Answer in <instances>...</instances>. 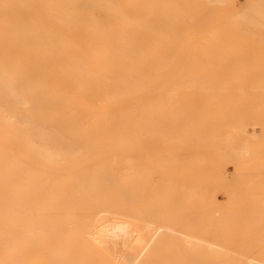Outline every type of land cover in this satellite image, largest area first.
I'll list each match as a JSON object with an SVG mask.
<instances>
[{
  "label": "bare ground",
  "instance_id": "6f19581e",
  "mask_svg": "<svg viewBox=\"0 0 264 264\" xmlns=\"http://www.w3.org/2000/svg\"><path fill=\"white\" fill-rule=\"evenodd\" d=\"M259 3H260V1H259ZM263 3L264 2H262V4L261 3L260 4L262 6H264ZM257 5H258V3H257ZM0 11H3L5 13V14H0V264H146V263L151 264V262L149 261L150 259L152 261L154 259H156L157 262H158V260L162 261L164 258H166L165 255L170 256V257L167 256V259L169 257V259L167 260V264L170 261V259L172 260L173 264L174 263L177 264L179 261L177 262L176 257H181V260L186 259L187 261H189V259L190 260L193 259V262H195V261L197 262V260H199L200 257L198 256L199 258L197 259V257H196L197 253L193 254L194 248H191L192 249L191 251H188L190 249L186 248V251L190 252L191 254L186 252V253H188V254H185L187 257L186 258L184 257L183 259H182V257L184 255L175 256L174 253L171 254L172 252H168V250H170L171 248H169L167 246L171 242H169V240L167 238L168 236H166V235L171 234V233H172L171 235H174V234L177 235V233H179V232H174L172 230V227H175V225L170 226V227L168 224L166 227L162 225L163 226V228H162V227L157 226L158 224H160V223H158L155 226L157 228L152 229L153 227L151 225L155 224V223H153L154 221H152V222L147 221L146 218H144L141 215V213H138V212L137 213L139 214V216L138 215L135 216L136 214L132 215V212L135 211V210H132V209H134V208H132V206L129 209H123V207H124L123 205H122V207H120V206L108 207V208L105 207L111 199H112V201L117 199V201H115V202L119 203L120 201H124V199H127V198H124L122 200V197H120L117 193H115V194H117L118 196L117 195L116 196L111 195L112 198H110V197L108 198V196H106V195L109 194L110 190H108L107 186H105L107 189H104V186L102 187V185L106 184L104 182L108 181L107 184L109 183V184L113 185L112 184V182H113L119 188V186H121L119 183H126L127 184L129 182H134V180L136 178H140L141 175L142 176L144 175L142 177L143 179L140 178L141 179L140 183H142V184H138V185H140L139 187H135L134 189L131 190L132 193H134L133 196H135V197H133L132 194H130L131 192L128 193L133 198L138 199L137 197H140V196H137V195L140 193V191H142L139 188H141V187L143 188V183L145 182L144 177H146L145 175L148 176V173L146 174V172H148L149 170L146 169L145 167L142 168L141 166H143V165L140 166V164H141L140 161H137V162H140L139 165H138V163L136 164L134 162L135 161L133 158V155H134L133 153H135L134 149L136 148V149H139V151H140L142 149V145H143L142 140L147 139L149 136H150L149 137L150 139L151 138H153V139L157 138L158 139V137L161 138V136L163 137V135H164V136H168L170 138V140H173V141L174 140L177 141L181 138L180 144L182 145L184 143L182 141V139L184 140V137L181 136V134H182L180 132L181 128H179V127H182V125L183 126L192 125L191 122L194 121V118H192V121H190V124H188L187 121L185 120L186 125L181 123L182 124L181 126H179L180 121L179 122L177 121L178 119L182 118L181 115H184L182 113L180 115L181 117L179 118V116H177V115L180 114L181 112H185V114H186V112H189L191 109H192L191 110L192 112L196 111V109L194 110V108H192L190 106H185L187 104L189 105V103L182 102L181 100L179 101L177 92L182 90V91H180L181 93H179L180 94L179 97L182 96V94H183L182 92H184L182 89V86L185 87V85H188L189 88L188 89L184 88V90H186L185 92L189 91V94H191L190 91L192 93L197 92V93H195L194 96H195V98L196 97L201 98L200 102L198 103L199 105L197 103H190V105L191 104H192V106L194 105L193 107L198 105L197 107H199V108L204 107V104H202V103H205V105H207V103H208L209 106L214 105L215 104L214 102H216L215 100L218 101L217 105L219 103L220 104L223 103V100L219 101L220 98L214 99L215 95L217 96V94H215L214 96H212V95L214 94V92L218 93V91H221V92L224 91L225 92V91L230 90V88L229 89L228 88H226V89H224V88H218V89L208 88V89H206L207 87L206 88H198V87L197 88H191L192 86H194L196 84H200V85L202 84V86H203L206 84L210 85L209 83H211V84L215 83V82H210V81H202V80L197 81L196 79L194 81V80H189V79L187 80V78H183L182 80L178 79L177 81H175V80L173 81L172 79L169 81L164 80L163 78L159 79L160 74H161V76H162V74H165V71H164L165 68L168 66L171 67L173 65V63L172 64L169 63V65H168V63L166 64V62H171V61H166V57H164V54H166L165 51H167L168 53H170V52H169V50H166L165 48H163V46H164L163 44H165V42H169V40L172 42H176V41L178 42L179 39H187V41H188V39L215 40L216 38L217 39H219V38L224 39V38H230L231 37V38L240 39L243 36L244 37H246V36L250 37L251 36L250 32H249L250 34L247 33L248 35L245 36L240 32L241 31L240 29L242 28L243 25L245 26V24H246L245 28H247V29L251 28L249 30H253L252 27H254V30H255V28L259 26V25L258 26L256 25L257 20L256 19H255L256 21L254 20L255 14H251L252 17H254V18H251L249 16H243V14H241V13H239V14L236 13L234 15V13H233V11H235L234 0H0ZM6 11L9 13H11V11H30V12L32 11V14L28 13V14L24 15L23 14L24 12L21 14H9V13L6 14ZM34 11L35 12L36 11H45L46 12L47 11L50 14H42L44 12H40L41 14H33ZM54 11H59L61 13L55 14ZM63 11H74V12L75 11H77V12L83 11V13L82 14H76V13H71V12L62 13ZM89 11H93L95 13H90ZM256 11H257V14L255 16H257V19L259 17L264 18L263 10H262V12L260 10H256ZM84 12H86V13H84ZM227 12H232V13H227ZM253 12H255V10H253L251 13H253ZM51 13H54V14H51ZM37 17H44V18L49 17L51 20L56 19L53 21L59 20L61 23L63 31L65 28V31H67L71 34L72 31L70 28H72V30L74 29L75 34L79 33L78 31L83 32L84 33L83 35L87 39V43H88L87 48H88V51L90 52V53H88L90 55H88V57H87V58L90 57L89 65L87 67H90V68H87L84 66V65H86L85 63L88 62L86 60L84 62V65L83 64L82 65L84 66V68L89 69V70H84V71H87V72L91 71V72H88V74L86 72V75H85L83 73L84 71L81 72V70L78 69L81 67V66L79 67L78 64H77L78 65L77 72L80 71L82 73L81 77L83 75L85 77L93 76L92 79H95V81H96L95 87H96L97 94H98L99 106L97 108V111L93 110V111H96V114H94L95 117L90 116L91 118H93V117L94 118H93V120H91L88 123L87 130L86 129H85L86 131L84 130L86 132V134L84 135V136H86V138L84 137L86 140L89 141V138L94 137V135L96 136L97 147L100 149V152L98 154H96L97 155L96 159L94 161H91L93 164L92 165L93 167L89 168V169L92 168L93 172H91V173H89L87 171L88 169L84 170L83 168H81V169H79V168H74V169L61 168V166L66 165V164H70L72 162V158L74 159V157L76 155L75 151L77 149H79V148H77L78 146H76L77 149L72 151L74 149L73 147L75 145L79 144V142L76 141L77 144L75 143V145H73V140L71 141L72 146H73L72 147L73 149L71 150V152L75 153L74 157H72L73 153H71L70 151L69 152L65 151V148H64V150L61 148L59 150L58 147H59L60 143L58 145L56 143H54L57 146V148L55 145L50 143L52 140L57 139L56 137H57L58 133H60L59 129H56V125L52 124L53 127H55V128H52V130H51L48 126H46V123L38 122L35 118L32 117L33 114H36L33 112H37L36 110H34L35 108L32 109L33 108L32 107L31 111L29 110V108H28V110L21 108V107L27 106L25 99L22 95V93H24L23 91H25V90L22 91L23 87H24V89H26L27 87L25 88V86L22 85V84H24L23 83L24 81H21L22 83H19L20 82V78H19L20 76H18V74L20 75V73H19L20 71L25 72V74H26V71H23L24 69H26V67H24L25 65H23V68L21 67L22 70L19 69L20 71L18 70V73H17L16 68H15V65L17 67L16 63L17 62L22 63V61H19V60L24 59L26 57L29 58L31 55L34 56V54H40L41 56H42V54H44V55L49 54V52H51V51L49 50V52H48L47 45H50L53 42L54 48H55V44L57 42H59L56 45V48H58L57 47V46H59L58 44H60V42L63 40L62 37L61 38L56 37L58 39L53 40L55 38V36H54L55 32L58 31L56 28H55L56 29L55 32H53L50 29L52 32L48 33V32H46L47 31L46 30V31H44V32H46V34H43V33H41L43 30L41 28H39L40 25H37L38 29L42 30V31L38 32L39 30L37 29V32H35L36 31L35 29L37 27V26H35L36 23L34 24L33 23L34 21L32 22L30 20H28V21L31 22L30 24H32L34 28L33 27L30 28L31 26L28 25V22L25 23L26 24L25 26H22L21 24H23V22L21 21V24L19 23L20 27L22 26L21 28L19 27L21 30L16 27V26H19L18 23H15V25L17 24L15 27L9 26V28L6 29L8 27V25H7L8 20L7 19L22 18V20L23 19L34 20L36 18V20H37ZM250 18L253 19L255 22L250 20ZM261 18L258 21L262 22L264 20V19L262 20ZM46 20L48 21V19H46ZM244 21H246V22L243 23ZM15 22H18V21H15ZM252 22H253V24H252ZM259 24H260V26H259L260 28L262 26H264L263 25L264 23L263 24L259 23ZM26 26H27V28H26ZM44 26H46V25H44ZM50 26H53V24ZM56 26H58V25H56ZM56 26H54V27H56ZM61 26H59V27H61ZM23 27H24V30L22 29ZM59 27H58V29H59ZM259 27H258V29L259 30L262 29L261 31L264 33L263 28L260 29ZM258 29H256V30H258ZM32 32H33V34H31ZM81 32H80V34H81ZM38 33H40L41 35ZM52 33H54V34H52ZM74 33H73V35H74ZM260 33L261 32L258 31V35L264 37V34L262 35ZM49 34L51 36H49ZM28 35H29V37H28ZM32 35H35L33 39L31 38ZM42 35L43 36L47 35L46 38H48V39H46L45 37H41ZM58 35H59V37L61 36L60 34H58ZM52 36H54V38H52ZM65 36H69V35H65ZM79 38L80 37H78V39ZM66 39L67 38H64V40H66ZM67 41H70V40H66V42L64 41L65 46L68 44H73L72 40L69 43ZM73 41L75 42V40H73ZM29 42L31 43L29 45H33L34 47L36 45H42V44L44 45L46 43H48V44H46V46H43V48L41 46L39 49H42V50H40V51L37 49V47L33 48V50H35V51H32V49L30 47V49L28 48L30 51H32V52H30L29 50L28 51L25 50L26 47H29L27 44ZM66 43H68V44H66ZM61 44H60V46H61ZM25 45H26V47H25ZM52 45L53 44L50 45L49 49L50 48L52 49V47H51ZM20 47H22V48H20ZM59 49L61 51L60 47L58 48V50ZM65 49L66 48H64V50ZM75 49H73V50H75ZM176 49L180 50V45L177 46ZM84 50H86V49H84ZM25 51H27L29 53H25ZM60 51L55 50V53L60 52ZM71 51H70V53H71ZM34 52H36V53H34ZM81 52H84V51H81ZM86 52H84V53H86ZM77 53L79 54L80 52H77V50H76V54ZM81 54L82 53H80V55ZM176 54H177V51L175 52L174 56H176ZM61 55H62V53H61ZM63 55L65 56L66 54H64V52H63ZM49 56H51V55H49ZM82 56H85V54ZM167 56H168L167 60H169L170 55L168 54ZM18 57H22V58H18ZM42 57L47 58L45 56H42ZM51 57H49V58H51ZM59 57L61 59H63L61 56H59ZM70 57H72V56H70ZM77 57H79V55L76 56V59H78ZM43 58H42V61H45V60H43ZM83 59H85V58H83ZM26 60H27V58H26ZM26 60H24L23 63L24 64L25 63L30 64V63H28V60L27 61ZM48 60H52V59H48ZM70 60H71V58H70ZM80 60L81 59H78V62ZM31 61H32V59L30 60V62ZM64 61H65V59H64ZM67 61H69V60L67 59L66 62ZM45 62H47V60ZM49 62H51V61H49ZM56 62H58V61L57 60L54 61L53 65L56 64ZM73 62H75V60ZM38 63L43 64L40 62H38ZM70 63L72 64V62H70ZM76 63H75V65H76ZM47 64H48V62L44 65L48 66ZM65 64H67V63H65ZM21 65H19V66H21ZM35 65L37 66L38 64H35ZM44 65L43 66L39 65L40 67L39 66H37V67H39V68L43 67V69L44 68L47 69L48 67L46 68V66L44 67ZM49 65L52 66V64H49ZM166 65H168V66H166ZM30 66H33V63H32V65L30 64L27 66L29 70L31 69ZM56 66H58V65L56 64ZM70 66H72V65L67 64L68 68ZM33 68L34 67H32L31 70H33ZM52 68L53 67H51V69ZM64 68H65V66H64ZM38 69L34 70L35 73L37 71H39ZM43 69L41 68L42 71H45ZM73 69H75V67L72 68V71H73ZM93 69L95 70V72ZM49 70H50V68H49ZM49 70L47 69L48 72H49ZM70 70H71V67H70ZM42 71H41V73H42ZM64 71H66V69L63 70V72ZM170 71H172V70H170ZM27 72H28V70H27ZM31 73H32V71L29 72V74H31ZM41 73L37 72L36 76L41 74ZM81 73H79V75ZM186 73H188V72H186ZM195 73L196 72H194V74ZM200 73L202 75V72H199V73L197 72L196 74L200 75ZM25 74H23V76H25ZM46 74H47V72H46ZM54 74L55 73H53L52 76ZM151 74L156 75V77L155 78L150 77ZM157 74H159V77H157ZM184 74L185 73H183V74L181 73V76ZM188 74H190V73H188ZM188 74H186V75H188ZM192 74L193 73H191V75ZM75 75H70V77L72 76V81H74L73 79H76V77L77 78L80 77L79 75H76V76ZM94 75L96 76V78L94 77ZM21 76H22V74H21ZM66 76H69V75H66ZM46 77H47V75H46ZM65 77H63V79H65ZM25 78L26 77H24L22 79H25ZM153 78L156 80H152ZM80 79L81 78H79V80ZM84 80H86V79H84ZM28 81H31V79H29ZM35 81H38L37 78ZM39 81L41 82L42 80H39ZM43 81H45V80H43ZM69 81H71V80H69ZM26 82H27V80H26ZM32 82L33 81H31V83ZM90 82H94V81L91 80ZM31 83H27L25 85H31ZM34 83L35 82L32 83L33 86L34 85L36 86L37 84H34ZM221 83H224V85L226 84V82H221ZM221 83L219 82V84H221ZM19 84H20V86H19ZM82 84L83 83H81L80 85H82ZM165 84L170 85V87H171V88L169 87V89H167L169 91L168 92L169 95L171 92L173 93V94L171 93L172 95L175 96L174 93H176V95H177L176 97L178 99L177 98H175V99H177L178 101L177 100L174 101L175 99L173 100L171 98L172 95H170L171 96L170 100H171V102H173L172 105L175 102H177L176 105L177 104L179 105V106H176V108H175L178 111H176L170 105H169L170 107L168 106L167 108L170 109L172 107V109H170V110H172L174 114L176 112H178V114L177 113L175 114L177 116V117H175V119L173 117L174 114L173 115L169 114L173 117V120L171 117H170L171 118V120H170V118L167 115V113H169L168 112L169 110L164 111L165 115H163V113L161 112V115H163L162 116L163 118L167 116L169 118V120H167V121H169L171 123L173 121L174 124L172 126L176 127L177 130H179L177 133H176V131H177L176 128H171L172 126L169 122L168 123L164 122L165 119L162 121L163 118L160 117V115L158 118L157 115L159 113L157 114L154 110V108L156 107L154 104H157L154 101L161 98V97L163 98V102L169 103V104L171 103L170 101H168V102L164 101V98L168 99L169 97H166L165 94H164V96H163V94H161V92L165 93L164 92L166 90V89H164ZM40 85L41 86L44 85V87H46V90L48 89L47 86H45V83L40 84ZM47 85L49 86V84H47ZM88 85H90V83ZM88 85H86V86H88ZM37 86H39V85H37ZM51 86H52V84H51ZM51 86H49V90H50ZM92 86H94V84ZM179 86H181V88ZM20 87H22V89H20ZM39 87H37V88H39ZM150 87H153L154 93L152 94V96L149 94L140 93V92L149 91ZM199 87H201V86H199ZM79 88H80L79 91H81L82 87L80 86ZM40 89H41V87H40ZM51 89H54V88H51ZM83 89H85V88H83ZM35 90H37V89H35ZM255 90H257V91L259 90L261 92V90H263V89L260 88V89H255ZM42 91L43 90H41L40 93ZM59 91L60 90H58L57 93ZM76 91H78V90H76ZM208 91L209 92L214 91V92L211 94ZM48 92L49 91H47V94H46L47 96L48 95L51 96V94H53V92L51 94H49ZM50 92H51V90H50ZM61 92H62V90H61ZM125 92H127V93H125ZM128 92H130V93H128ZM200 92L202 94H200ZM203 92L205 94H206V92L208 93V94H206V95H208V96H206L208 101L206 98H205L206 100L204 98H202L203 96L205 97V94L203 95ZM263 92H264V90H263ZM25 93H27V90ZM31 93L30 94L27 93V94L29 96H31ZM34 93H35V91H34ZM57 93H55L54 95L51 96V98H53V100H55V101H57V99H58ZM186 94L187 93H185V95ZM189 94H187V95H189ZM196 94H199L198 95L199 97ZM46 95L43 96V94H42V96L40 98L41 99L46 98L47 97ZM61 95H64V94L60 93L59 96H61ZM185 95H183V97L187 98V96H185ZM201 95H203V96H201ZM38 96H39V94H38ZM174 96H173V98H174ZM209 96L210 97L212 96L213 98H209ZM63 97L64 96H62V99H63ZM221 97L223 98V96H221ZM34 98L35 97H32L31 99H33L34 101L39 100V99L35 100ZM49 98H47V99H49ZM149 98L152 99L151 101H149V103L146 101H142L143 99H149ZM47 99L46 100L43 99V100L47 103ZM209 99L210 100L213 99V100H211V102H213V103H211ZM183 100H185V99H183ZM187 100H189V98ZM34 101L33 102L30 101V103H34ZM49 101L50 100H48V103H49ZM63 101H65V100H63ZM63 101H61L60 103L62 104ZM161 101H162V99H161ZM201 101H205V102H201ZM40 102H42V100L37 102L38 106L37 105L35 106L38 110L37 115H35L36 118H37L38 114L45 113L46 108H47L46 105H45V107L43 106V104H42L43 102L42 103H40ZM58 102H59V100H58ZM58 102H55V106H56V103H58ZM180 102L183 103L182 105L185 104L183 106V108H181L182 110L187 109V107H189V110L188 111H186V110L185 111H182V110L179 111L178 107H182L180 105ZM230 102L231 101L228 100V103H226L225 106L227 104H229ZM51 103H53V102H50L49 105ZM39 104H42V105L39 106ZM164 105L166 106L168 104H164ZM164 105H163V107H164ZM223 105H224V103H223ZM157 106H158V104H157ZM173 106H175V105H173ZM40 107L45 108L44 111L41 113H39ZM218 107H216V105H215L214 107L211 106L209 109H211V108L215 109L216 108L218 111L215 109L214 112H217L218 116H219L220 107L219 108ZM18 108H20V109H18ZM69 108H71V107H69ZM199 108H198V110H199ZM226 108H223V109H226ZM50 109H51V107H50ZM156 109H159V107ZM203 109H202L201 113H204V116H205L206 112L203 111ZM41 110H43V108H41ZM64 110H66V109H64ZM47 111H49V110H47ZM47 111L45 113L46 115H44L46 117H48L47 113H49ZM55 111L53 113H55ZM70 111L68 109L69 114L71 113V117H73V118H75V117L77 118L78 115H79V117L81 115L88 117L85 114L80 115V112L82 113L81 110L75 111V113H77V112L79 113L77 116L75 115V117L72 116V111L74 114V110H70ZM162 111H163V108H162ZM206 111H212V110H206ZM61 112H62V110H61ZM223 112H225V111L223 110ZM27 113H30V114L28 115ZM31 113H33V114L31 115ZM221 113H220V116H221ZM225 113H222V114L225 115ZM19 114H21L22 117L21 116L18 117ZM50 114L52 115L51 112H50ZM66 114H64V115L66 116ZM191 114H193V113H191ZM56 115L63 116L60 114H56ZM89 115H90V112H89ZM194 115H197L196 117H198V114H196V112ZM28 116H30V117H28ZM55 116L53 114V116H51V118L54 119ZM67 116L69 117V115H67ZM67 116H66L65 121L68 120ZM200 116H201V119H203L201 114H200ZM211 116H212V113H211ZM215 116H217V114H215ZM185 117L187 118V116H185ZM206 117H209V116L206 115L204 118H206ZM222 117H224V116L222 115ZM231 117H233V116H231ZM51 118H49V119H51ZM73 118H71V119L74 120ZM82 118L84 120V117H82ZM168 118H166V119H168ZM71 119H70V121H71ZM77 119L79 120V118H77ZM201 119L199 117V121ZM217 119L218 118H215L213 120L215 121ZM47 120H45V121H47ZM55 120L57 122L58 120L62 121L63 119L61 120V117L60 118L56 117ZM158 120H159V122L162 121V124H159ZM174 120H176L179 123L178 124L179 127H177L176 121L174 122ZM195 120H197V118ZM208 120L209 119H207V122H208ZM224 120H226L225 117H224ZM229 120H231V119H229ZM39 121H42V120L39 119ZM211 121H212V117H211ZM237 121H234V122L237 123ZM81 122L83 123V121H81ZM197 122H198V120H197ZM61 123H63V122H61ZM66 123L64 124V126L66 125ZM71 123H72V121H71ZM165 123H167L169 126L165 125ZM198 123H200V122H198ZM201 123H204V122H201ZM37 124L40 126H36ZM57 124H59V123H57ZM157 124H159L158 126H160V125H163V126H160V129H159ZM75 125H73V126H75ZM200 125H197V126L199 127ZM232 125H234V123ZM235 125H237V124H235ZM73 126L70 125V122H68V124L65 126V128L62 130V132L60 134L64 135V133H69L71 131L70 129L73 128ZM79 126H81V125H79ZM193 126H194V124H193ZM215 126H217L219 128V126H221V125L219 124V126H218V124H216ZM83 127H85V124L83 125ZM162 127H164V128H162ZM186 127H183V128H186ZM224 127L225 126L223 125V128ZM59 128L61 129L63 127H59ZM165 128H168L167 131L165 130ZM169 128L171 131L169 130ZM199 128H197V131L199 130ZM220 128H222V127H220ZM225 128H227V126ZM230 128H232V127H230ZM243 128L241 127L240 131L244 130ZM173 129L176 130L175 133H174ZM239 129L234 128V130H236V131H234V133L237 132ZM163 130H165L166 132H164ZM189 130H191L190 127H188V129H186V132H188ZM49 131H51V132H49ZM181 131L184 132V130H181ZM76 132H78V131H76ZM203 132H205V131H203ZM203 132H202V134L205 135ZM206 132H207V130H206ZM209 132H210V130H209ZM71 133H72V131H71ZM73 133L69 134V135H73ZM189 133H192V132L189 131ZM194 133H196V132H194ZM240 133L243 134L244 132H240ZM240 133H239V135H241ZM82 134H83V131H82ZM175 134H177V136L179 134L180 138H179V136L177 137ZM202 134L200 133L201 137L200 136L199 137L202 138V140H203ZM207 134L209 135V133H207ZM65 135H67V134H65ZM183 135H185V134H183ZM195 135L198 136L199 135L198 132ZM173 136H175V137L173 138ZM206 136H204V138H205L204 140L207 139ZM211 136H213V135H211ZM59 137H61L63 139L62 135H60ZM213 137H215V136H213ZM234 137H236V136H234ZM72 138H76V137H72ZM164 138L168 142L169 138L168 139H167V137H164ZM171 138H173V139H171ZM189 138H190V136H189ZM217 138H219V137H217ZM67 139H69V138L67 137ZM77 139H79V137ZM153 139H151V140H153ZM157 139H156V141H157ZM165 139L163 140V138H161V140H163L162 143H164V144L166 142ZM192 139H193V137H191V140ZM58 140L60 141V138ZM58 140H57V142H58ZM170 140H169V142H171ZM185 140H186V138H185ZM193 140H196V138H194ZM198 140H199V138H198ZM54 141H56V140H54ZM187 141H188V139H187ZM67 142H69V141L67 140ZM83 143L84 142H81V144H83ZM145 143H146V141H145ZM162 143H161V145H162ZM174 143H176V142H174ZM194 143L196 144V142H194ZM199 143L200 142H198V144ZM202 143L205 144L206 142H202ZM69 144H70V142H69ZM133 144L136 146H134ZM176 144H179V143L177 142ZM206 144H208V146H209L211 143L210 144L206 143ZM61 145H62V143H61ZM173 145H175V144H173ZM215 145H216V143H215ZM66 146H67V144H66ZM187 146H189V145L187 144ZM196 146H197V144H196ZM84 147H85V144H84ZM84 147H82L83 150H84ZM192 147L194 148V146H192ZM248 147H249V145H248ZM202 148H203V146H202ZM209 148H214V147L212 145V147H209ZM22 149L25 152V157L20 156V154H21L20 151L23 152ZM69 149H71V147H69ZM205 149L210 150L208 148H205ZM236 149L237 148H235V151H236ZM139 151L136 153H139ZM190 151L192 152V150H190ZM202 151H204V150H202ZM211 151L215 152V150H211ZM123 152L127 153V155L129 156V158L128 157H126V158L128 159V161H130V164H131L130 168L131 167L132 168H131V170H128L129 173L127 175L124 174L127 172V169H129V167L127 166L128 161L125 160L126 158H123L122 163H124V161H125V163L127 165L125 163H124V165L127 166V169H126V167L123 168V170H125V171H122L121 173H123L124 176H121L122 174L120 175L119 171H121L122 168H121V170L118 171V167L120 166L121 154ZM167 152H168V149L165 151V153L167 154ZM172 152H174V151L172 150ZM228 152H231V151H228ZM78 153L81 154L82 152L79 151ZM196 153L197 152H195V154ZM219 153H220V151H219ZM223 153H225V152H223ZM85 154H86V152H85ZM186 154H189V151L186 152ZM225 154H227V153H225ZM229 154H232V153H229ZM143 155L144 154H141V155L139 154L137 157H139V156L143 157ZM237 155H239V154H237ZM160 156H163V155H160ZM217 156H219V154H217ZM241 156H242V154H241ZM189 157H190V155H189ZM201 157H202V155H201ZM178 158H180V157H178ZM188 158H185V159L188 160ZM222 159H223V155H222ZM227 159L230 160V158H227ZM92 160H93V158H92ZM168 160H165V161H168ZM182 160H183V158H182ZM217 160H220V159H217ZM225 160H226V158H225ZM225 160H224V163H225ZM186 162H188V161H186ZM189 163L191 164L193 162L190 161ZM208 163H207V165H208ZM202 164L204 165V162H202ZM162 165H164V164H161L160 166H162ZM168 165H170V164L168 163ZM106 166H108V169L106 168ZM109 166L111 167V169H109L110 168ZM165 166H166V163H165ZM191 166H192V164H191ZM121 167H123V166H121ZM162 167H164V166H162ZM168 167L170 168V166H168ZM186 167H188V166L186 165ZM186 167H183V168H185V170H186V169H188ZM144 168L146 171L143 170ZM163 169H165V167ZM208 169H210V168H208ZM172 170H173V168H172ZM174 170H176V168ZM84 172H85V174H83ZM143 172L145 174H143ZM138 173H140V174H138ZM136 174L140 175V177L139 176L137 177ZM161 174H164L163 176L161 175L162 179L165 178L164 176H168V174L165 175L164 172H162ZM192 175H194V174H192ZM161 176H160V178H161ZM168 177H166L165 180H167ZM204 177L205 176H203V178ZM218 177H219V175H218ZM218 179L219 178H217V180ZM136 180H138V179H136ZM158 180H160V179H158ZM172 181L173 180H171V182ZM160 182H161V180H160ZM190 183H192V182H190ZM199 183H198V185L201 184V183L200 184ZM247 183H245V184H247ZM135 184H133L131 187H134ZM162 184H164V180L162 181ZM194 185H195V183H194ZM216 185H218V183ZM252 185H253V183H252ZM165 186L167 187V185H165ZM165 186H163V187H165ZM170 186L171 185H169V187ZM182 186H184V185H182ZM100 187H102L105 190L106 195H105V193H102V194L100 193V191L98 190ZM127 187L128 186H124V188H127ZM154 188L156 190L157 187H154ZM154 188H152V189H154ZM181 188H183V187H181ZM254 188H255V186H254ZM135 189H137L138 192H136ZM166 189H169V188H166ZM166 189L163 188L162 190H166ZM106 190L108 191V194H107ZM111 190L113 192L116 189L114 188V190H113V188H112ZM133 190H134V192H133ZM158 190L159 189H157L156 192ZM183 190L184 189H182V191ZM189 190H191V189H189ZM198 190H199V188H198ZM119 191L120 190H118V192ZM121 191H122V189H121ZM159 191L161 192V190H159ZM213 191H212V193H214ZM153 192H154V190L152 191V193ZM156 192H154V193H156ZM160 192L158 193L159 195L161 193H163V192H161V193ZM152 193H150V194H152ZM164 193H165V191H164ZM197 193H198V191H197ZM230 193H231V191H230ZM122 194H120V195H122ZM193 194H195V193H193ZM125 195H127V194H125ZM125 195H124V197H125ZM130 195H128V196H130ZM155 195H157V194H155ZM162 195L159 196V197H161V199L159 198V201L161 200L162 204H166L167 202H165L164 200H167L169 198H167V195H164V196H166V198H164V196H162ZM196 195H198V194H196ZM131 196L129 197V199L132 198ZM169 196L170 195H168V197ZM198 196H201V195H198ZM253 196L254 195H252V197ZM188 197L189 196L187 195V198ZM190 197L192 198V196H190ZM151 198L154 199L155 197H151ZM151 198H150V200H151ZM237 198L235 200H237ZM142 199H144V198H142ZM162 199H163L164 203H163ZM182 199H183V197H182ZM189 200H190V198H189ZM159 201L156 203V205H159L158 204V203H160ZM234 202H236V201H234ZM111 203L114 204L113 202H111ZM153 203H154V201H152L151 204H153ZM161 203H160V205H162ZM176 203H178V201ZM255 203H256V201H255ZM139 204H141V203L139 202ZM146 204L147 203H145V205ZM151 204L150 205L148 204L147 207L144 205L145 206L144 208H146V209L150 208L149 206L153 207V205H151ZM257 204L259 205V203H257ZM109 205H110V203L107 206H109ZM212 205H214V204H212ZM115 206H116V204H115ZM167 206L169 207L170 203ZM167 206H166V208H167ZM100 207H105L106 209L102 210ZM158 207H156V208H158ZM210 207H211V205H210ZM254 207L255 206L253 205L252 208H254ZM161 208H163V206ZM161 208H159L158 210L160 211ZM97 209H99V211ZM135 209H137V208H135ZM152 209H154V207ZM182 209H184V208H182ZM248 209H250V208H248ZM258 209H259V207L257 208V210ZM147 210H149V209H147ZM165 210H166V212L169 211V209H165ZM186 210H187V208H186ZM214 210H217V209H215V207H214ZM224 210H226V209H224ZM150 211H152V210H150ZM153 211H152V213H153ZM174 211H176V210H174ZM227 211H228V209H227ZM155 212H158V211H155ZM155 212L153 213L152 217L156 221L157 218L155 219V217H154ZM177 212L179 213V211H177ZM229 212H230V210H229ZM232 212H234V211H232ZM250 212H252V211H250ZM250 212H248V214ZM261 212H263V211H261ZM133 213H135V212H133ZM178 213L175 212L176 217H177ZM183 213H184V211H183ZM188 213H189V210H188ZM101 214H104V216ZM157 214H159V213H157ZM171 214H172V212H171ZM180 214L183 216L182 213H180ZM211 214H212V212H211ZM211 214L209 215V217L212 216ZM256 214H257V212H256ZM253 215H254V213H253ZM169 216H167V217H169ZM174 216L175 215L172 216L173 220L171 219L172 220V221L170 220L171 222L175 221L178 218L177 217L174 219ZM184 216H187V215H185V213H184ZM229 216H230V214H229ZM214 217H212V218H214ZM217 217H219V214ZM235 217H238V216H235ZM158 218H159V216H158ZM166 218L163 217L162 219H166ZM231 218L229 217L228 219L231 220ZM244 218H246V217H244ZM248 218L250 220L251 217H248ZM162 219H160V220H162ZM167 219L169 220V218H167ZM215 219H217V218H215ZM219 219H220V217H219ZM224 219L225 218H223L221 220H224ZM234 219L237 220V218H234ZM186 220L188 222V219H186ZM178 221L180 223L182 222V220H179V218H178ZM217 221H215V222H217ZM226 221H228V220L226 219ZM237 221L239 222V220H237ZM257 221H255V222H257ZM232 222L233 221H231V223ZM180 223H177V224H179V227H182L184 225V223L182 225H180ZM219 223L220 222H218V224ZM163 224H165V223H163ZM218 224H216V225H218ZM247 224H248V222H247ZM210 225H212V224H210ZM150 226L152 228H150ZM184 226H187V224ZM184 226L182 227V229H184ZM188 226L190 227V225H188ZM192 226H194V225L192 224ZM229 226H231V225H229ZM239 226H241V225H239ZM167 227H169L170 229ZM213 227H216V226L213 225ZM220 227H221V225H220ZM222 228H223V225H222ZM161 229H164V230L168 229L167 230L168 234L166 233L163 240L160 238L159 239L162 241H164V239H166L168 241L164 242L165 248H162L163 246H161V249L160 248L156 249L158 245L160 246L161 242H159V244L156 246V245H154L155 242L153 239H154L155 235H157L156 233L159 232ZM211 229H213V228H211ZM164 230H162V232ZM229 230H230V232H232L231 228ZM176 231H177V228H176ZM212 231H214V230H212ZM227 231H228V229H227ZM219 232H220V230H219ZM230 232H228V235H230L229 234ZM163 233L165 234V232H163ZM203 234H204V232H203ZM220 234L222 235V233H220ZM235 234L236 233H234V235ZM179 235H182V233L181 234L179 233ZM225 235H227V234H225ZM234 235H233V237H235ZM191 236L187 237L188 240L186 239V237L182 236L183 238H185L184 239L185 241L180 239L179 242L181 243L184 241L183 243H184V245H186V244L192 243L194 241L193 245L197 246L199 244V245H201V248H204L202 246H204V244H205L206 248H204V249H206V250L203 249L204 251H202V250L200 251V252H203L204 254H201L199 252H198V254L205 256L206 252H208L206 254V256H208V257L210 256L208 254H211L212 252L214 254L213 255L211 254V256L215 255V252H214L215 249L222 251L219 253L223 254V251L224 250L226 251V249H224V245H225L224 243L225 242L229 243V241L234 242V240L231 239V237H229L231 240L227 239L228 241H226V239H224L225 241L222 240V241H224V243L222 242L221 246L220 245L218 246L220 240L218 241V244H216V242H214V241L210 242L211 240H213L211 238V240H209V242L211 244H214V245L209 246L208 245L209 242L205 243L207 240L202 242V240H198V238L196 240V237H194V239H193L192 234H191ZM208 236L209 235H207V237ZM157 237H156V239H158ZM160 237H162V236H160ZM207 237H205V238L207 239ZM219 237H220V235H219ZM224 237H226V236H224ZM258 238H260V237H258ZM258 238H256V239H258ZM190 239H193V240H190ZM236 241H237V239H236ZM206 244H207V246H206ZM222 244H224V245H222ZM246 244H248V243H245V245ZM254 244H258V243H254ZM152 245H154L155 247H153ZM180 245H178L180 247V248H178V250H179L178 253H180V249L181 250L185 249V248H182V246H183L182 244H180ZM190 245L191 244H189L188 247H191ZM227 245L230 246L229 244H227ZM259 245H260V243H259ZM232 246H233V244H232ZM215 247H217V248H215ZM220 247L222 248V250L220 249ZM166 248L167 249L169 248V249L167 250ZM196 248H198V247H196ZM201 248H198L195 250L198 251ZM239 248H241V247H239ZM242 249L243 248L238 249V250L241 251ZM253 249H254L253 252H255V250L257 248H253ZM164 250H165V252L163 253ZM244 250H247V249L245 248ZM225 251H224V253H225ZM182 252H181V254H182ZM216 252H217L216 253L217 255H215V257H212V258L216 259L217 260L216 263H218V259H217L218 251H216ZM249 252H251V251H249ZM175 253H176V251H175ZM234 254L235 253H233V255ZM238 254H240V253L238 252ZM241 254H243V253H241ZM171 255H172V257H171ZM173 255L175 256L176 259L174 258ZM190 255H193V256L191 257ZM226 255H229V254L227 253ZM226 255H225V257H226ZM163 256H164V258H163ZM188 256H189V259H187ZM222 257H224V256H222ZM202 258H204V257H202ZM202 258L200 259L199 264L202 262ZM218 258H219V261L222 260L220 258V256ZM226 258H227V260L228 259L231 260V258H228V256ZM242 258H244V256ZM248 258H250V257L248 256ZM248 258H246L245 260L242 259V261L244 260L246 262L248 260ZM205 259H207V258H204V260ZM173 260L174 261L176 260L177 263L174 262ZM210 260H211V257L209 259H207L206 262L207 261L211 262ZM216 260H213V261H216ZM255 260H257V259H255ZM156 261H155V264H157ZM250 261L253 262V260H249V263H250ZM163 262H164V260H163ZM172 262H169V264ZM233 262H234V259H233ZM233 262H231V263L233 264ZM183 263H186V262L184 261ZM222 263H223V261H222ZM242 263L244 264V262H242ZM257 263L258 264H264V258L263 259L261 258L259 261L257 260ZM159 264H162V262H159ZM206 264H210V263H206ZM252 264H254V263H252Z\"/></svg>",
  "mask_w": 264,
  "mask_h": 264
},
{
  "label": "rangeland",
  "instance_id": "374dc122",
  "mask_svg": "<svg viewBox=\"0 0 264 264\" xmlns=\"http://www.w3.org/2000/svg\"><path fill=\"white\" fill-rule=\"evenodd\" d=\"M259 1H260V3L262 4V2H264V0H234V3H235V11H233V13H234V15L236 14V13H241V14H243V16H249V17H251V18H254V20L256 19L257 21L261 18V17H259L258 19H257V16H255L256 14H257V11L256 10H260L261 12H262V10H263V12H264V6H262L260 3H259ZM257 3H258V5H257ZM256 5V6H255ZM263 5H264V3H263ZM263 8V9H262ZM253 10H255V12H253V13H251ZM16 12V13H15ZM19 12V13H18ZM24 12V13H23ZM35 12V11H34ZM33 12V14H41L40 12H44V13H42V14H50V13H48L47 11L45 12V11H36L35 13ZM39 12V13H38ZM50 12V11H49ZM65 12H71V13H76V14H82L83 13V11H63L62 13H65ZM80 12V13H79ZM90 13H95V12H93V11H89ZM9 12H7L6 11V14H8ZM21 13H23L24 15L25 14H28V13H30V14H32V11L30 12V11H11V13H9V14H21ZM54 13L56 14H58V13H61V12H59V11H54ZM54 13H51V14H54ZM84 13H86V12H84ZM227 13H232V12H227ZM250 13V14H249ZM0 14H5L3 11H0ZM251 14H255L254 15V17H252V15ZM215 15V14H214ZM250 18V20H252V21H254L253 19H251ZM46 19H48V21L46 20ZM262 20L264 19V18H261ZM8 20V21H7ZM6 21H7V25H8V27L6 28V29H8L9 28V26L11 27H15L16 25H15V23H20L21 24V21L23 22V24H21L22 26H25L26 24L25 23H27L28 22V25L29 26H31L30 28H32L33 27V25L32 24H30L31 22L30 21H34L33 23L35 24V26H37V25H40L39 26V28H41L42 30H39L38 29V26L36 27V31L35 32H37V29L39 30L38 32H41V33H43V34H46V32H55L56 31V29L58 30L57 32H55V34L54 33H52V34H54V36H55V38H54V36H52V38H54L53 40H57L58 38H63V40L60 42V44H61V46H60V44H58L59 46H57L58 48L60 47L61 48V51H60V49L58 50V48H56V45H57V43H59V42H55L56 44H55V48H54V43L52 42L51 44H53L51 47H52V49L50 48L49 49V47H50V45H47V48H48V52H49V50L52 52H49V54H42V56H45V57H47V58H43L40 54H34V56L33 55H31L29 58L28 57H26L27 58V60H28V63H30L31 65H32V63H33V66H30V68L32 69V67H34L33 68V70H29L28 69V65H30V64H24L23 62H24V60H26V58H24V59H21V60H19V61H22V63H19V62H17L16 64H17V67H16V65H15V68H16V71H17V73H18V70L19 69H21V67L23 68V65H25L24 67H26V69H24L23 71H26V74H25V72H22V71H20L19 73H20V75L18 74V76H20L19 78H20V82L19 83H22L21 81H24L23 83L24 84H22L23 86H25V88L26 89H24V87H23V89H22V87H20V89H22V91L23 90H25V91H23L24 93H22V95H23V97H24V99H25V102H26V104H27V106H24V107H21V108H23V109H27L28 110V108H29V110L31 111L32 109H34V110H36L37 112H38V110H37V108L35 107L36 105L38 106V103L37 102H39L40 100H42V102L44 101L43 99H47V98H49V99H47V103L44 101L43 103L42 102H40V103H42L43 104V106L45 107V105H46V111L47 110H49V111H47V112H49V113H47L48 114V117H46V116H44V115H46L45 113H46V111H45V113H42V114H38V116H37V118L35 117V115H37V112H33V113H36V114H33V113H31V115H32V117L33 118H35L38 122H44V123H46V126H48L51 130H52V128H55V127H53V125H56V129H59V131H60V133L62 132V130L65 128V126L68 124V122H70V125H75V126H73V128H71L70 130L72 131V133H73V135H69V134H72L71 133V131L69 132V133H64V135L63 134H60V133H58V135H57V139H54V140H56V141H54V140H52L50 143L51 144H53V145H55L54 143H56L57 145L59 144V147H58V149L60 150V148L61 149H63L64 150V148H65V151H70L71 152V150L72 151H74V150H76L77 148H79V149H77L75 152H76V155H75V157H74V152H71V153H73V156L72 157H74V159L72 158V164L70 163V164H66V165H63V166H61V168H65V169H67V168H69V169H74V168H79V169H81V168H83L84 170H87L89 173H91V172H93L92 171V168L91 169H89L90 167H93L92 165V162L91 161H94L95 159H96V154H98L99 152H100V149L97 147V139H96V136L94 135V137H91V138H89V141L88 140H86L85 138H86V136H84L85 134H86V130H87V126H88V123L91 121V120H93V118L95 117V115L94 114H96V111H97V108H98V106H99V104H98V94H97V90H96V81H95V79H92L93 78V76H91V77H85L84 75V77L82 78L81 77V75H82V71H84V70H89V69H86V68H84V66L85 67H87L88 65H89V61H90V57L89 58H87L88 57V55H90V54H88V53H90L89 51H88V48H87V46H88V43H87V39L85 38V36L83 35L84 33L83 32H81V31H78L79 33H77V34H75L74 32V29L72 30V28H70L71 29V31L74 33V35H73V33L71 32V34L69 33V32H67V31H65V28H64V31H63V29H62V26H61V23H60V21L59 20H57V21H53V20H56V19H53V20H51L49 17H37V20H36V18L34 19V20H31V19H27V20H25V19H23L22 20V18H19V19H7ZM28 20H30V21H28ZM36 20V21H35ZM255 20V21H256ZM5 21V22H6ZM15 21H18V22H15ZM254 21V22H255ZM256 21V25L258 26H260V24L259 23H261V24H263L264 22V20L262 21V22H260V21H258L257 22ZM50 22V23H49ZM54 22V23H53ZM58 22V23H57ZM246 21H244L243 23H245ZM251 22V21H250ZM43 23V24H42ZM48 23V24H47ZM20 24H19V26H16L17 28H19L20 27ZM52 25L53 24V26H50V25ZM252 24H253V22H252ZM44 25H46V26H44ZM49 25V26H48ZM56 25H58V26H56ZM248 25V24H247ZM264 25V24H263ZM21 26V27H22ZM28 26V27H29ZM43 26V27H42ZM54 26H56V27H54ZM59 26H61V27H59ZM258 26V27H259ZM20 27V28H21ZM50 27V28H49ZM58 27H59V29H58ZM246 27V24H245V26L243 25L242 26V28L240 29L241 31V33L243 34V35H248L247 33H251V36L249 37V36H246V37H241L240 39H238V38H224V39H222V38H219V39H215V40H208V39H204V40H202V39H199V40H197V39H188V41H187V39H179L178 40V42L176 41V42H172V41H170L169 40V42H165V44H163L164 46H163V48H165L166 50H169V52L170 53H168L167 51H165L166 52V54H164V57H166V61H171V62H166V64L168 63V65H169V63L170 64H172L173 63V65L170 67V66H168V65H166V66H168V67H166L165 68V74H162V76H161V74H160V77H159V74H157V77H159V79H164V80H167V81H169V80H175V81H177L178 79L179 80H182L183 78H187V80L189 79V80H194L195 81V79L198 81V80H202V81H210V82H215V83H209L210 85H203L202 86V84L200 85V84H196V85H194V86H192L191 88H206V89H208V88H212V89H218V88H224V89H226V88H230V90L229 91H218V93L217 92H214V91H211V92H209V93H213L214 92V94L212 95V96H214L215 94H217V96L215 95V97H214V99H217V98H220L219 99V101H222L223 100V103H224V105H223V103H219L218 105H217V100H215L216 102H214L215 104L214 105H211V106H215L216 105V107H220V110H219V116H220V113L222 112V113H225V115L224 114H222L221 113V116L219 117L218 116V113L217 112H214V110L216 109H209L211 106H209L208 105V103H207V105H205V103H202V104H204V107H202V108H199V107H197L199 104V102H200V99L201 98H195V93H197V92H194V93H192L191 91H190V93L192 94H189V91H187V92H185L186 90H184V88L186 89H188L189 87H188V85H185V87L184 86H182V89H183V91L184 92H182L183 94H182V96H180L179 97V93H181L180 91H182V90H180L179 92H177V94H178V98H179V101L181 100L182 102H186V103H189V105L187 104V105H185V106H190V107H192V108H194V110L196 109V111H194V112H192L191 110L189 111V112H186V114H185V112H179L180 114H178V112H176V111H178V110H176L175 108H176V106H179L178 104L176 105V103L177 102H175L173 105H175V106H173L172 105V103L173 102H171V98L174 100L175 98H177L176 96V93H174L175 94V96L174 95H172L171 93H170V95H172V97L169 95V91L167 90V89H169V87H170V85H167V84H165L164 85V89H166L164 92L165 93H163V92H161V94H163V96H164V94H165V96L166 97H169L168 99H165L164 98V101H166V102H168V101H170L171 103L169 104V103H165V102H163V98L161 97V98H159V99H157V100H155L154 102H156L157 104H158V106H157V104H154L156 107L154 108V110H155V112L158 114L157 116H158V118H159V115H160V117H162L163 115H165V113H164V111L165 110H169L168 112L169 113H167V115H168V117L170 118H172V120H173V117H174V119H175V117H177V116H179V118L182 116V118H180V119H176L178 122L180 121V125L179 126H181L182 124H185L186 123V121H187V123L188 124H190V121H192V118H194V121L193 122H191L192 123V125H189V126H187L186 124V126H183L182 125V127H179L178 126V122L176 121V120H174V122L176 121V124H177V127H179V128H181L180 129V132L182 133H180L181 134V136H183L184 137V140H185V138H186V140L184 141L183 139H182V141L184 142H182L183 144L181 145L180 143H181V138H180V136H179V134H178V136H179V140H170V138L168 137V136H164L163 135V137L161 136V138H163V140L165 139L164 137H167V139L169 138V140L171 141V142H169V140H168V142H167V140L165 139V144L164 143H162V141L163 140H161V138H159L158 136V139H157V141H156V139H153V138H151V139H153V140H151L149 137L147 138V139H145V140H142V142H143V145H142V149L139 151V149H134V152L135 153H133L134 155H133V158H134V162L137 164L138 163V165H139V163L141 162V164H140V166L141 165H143V166H141L142 168L143 167H145L146 169H148L147 171L148 172H146V174L148 173V176L147 175H145L146 177H144L145 178V182L143 183V188L141 187V188H139V189H141L142 191H140V195L138 194L137 196H140V197H137L138 199H136V198H133V197H135V196H133V194L134 193H132V189H134L135 187H139L140 185H138V184H142V183H140L141 182V179L140 178H142L143 176L141 175V177H140V175H138V174H140V173H138V174H136V176L138 177H140V178H136V179H138V180H134V182H129V183H119L121 186H119V188L116 186V184L115 183H113L112 182V184L113 185H111V184H107V182L108 181H106V182H104V183H106V184H104V185H102V187L104 186V189H107L108 188V190H110L109 191V194H108V191H107V194L108 195H106V193H105V190L102 188V187H100L98 190L100 191V193L102 194V193H105V195L106 196H108V198L110 197V198H112V196L111 195H119L120 197H122V200L124 199V198H127V199H124V201H120L119 203H117V202H115V201H117V199H115V200H113L112 201V199L107 203V205L110 203V205L109 206H105V207H117V206H120V207H122V205L124 206L123 207V209H129L131 206H132V208H134V209H132V210H135V211H133V212H135V213H133L132 212V215H135V216H139V214L138 213H141V215L144 217V218H146V220L147 221H154L153 223H155V224H152L151 226L153 227H151L150 226V228H152V229H156L157 227H155L156 226V224H158V223H160V224H158L157 226H159V227H162L163 228V226H167V224L169 225V227L170 226H174L175 225V227L177 228V231H176V228L175 227H172V230L174 231V232H179L180 234L182 233V235H179V233H177V235H171V234H168V232H167V230H164V229H161L159 232H157L156 234L157 235H155V237H154V245H158L159 244V242H161L160 243V246L158 245L157 246V248L156 249H158V248H160L161 249V246H163L162 248H165L164 246V242H167L168 240H169V242H171V243H169V245L167 246V247H169V248H171L170 250H168L167 248V250H168V252H172L171 254H173L174 253V255L175 256H182V255H184L183 257H182V259L185 257H187L185 254H188V253H190V252H188V251H191L192 249L191 248H194L193 250V254L194 253H197L198 254V252L199 253H201V254H204L203 252H200L201 250L202 251H204V250H206V249H204V248H206L205 247V244H204V246H202V247H204V248H201V245H195L196 247H198V248H201L200 250H195V249H198V248H196L194 245H193V242L192 243H189V244H191L190 246L191 247H188V245L189 244H186V245H184V239L185 238H183V237H186V239H187V237L189 236H191V234L193 235V239H194V237H196V240H197V238H198V240H202V242L203 241H206L205 243H208L209 242V240H211V238L213 239V240H211L210 242H212V241H214V242H216V244H218V241H219V244H218V246L220 245L221 246V243L223 242L224 243V239H226V241H228L227 239H229V240H231V239H233L234 240V242L233 241H229V243H224V244H222V245H224V249H226V251H225V253L227 254H229V255H226L225 253H224V251H223V254H220L219 252H222V251H219V250H216L215 249V255H217L216 253V251H218V256H217V259H218V263H216L217 262V260L216 259H213L212 257H215V255L214 256H211V254L213 255L214 253L212 252L211 254H208V255H210L209 257L208 256H206V254L208 253V252H206V254H205V256H202L201 254H196V257H197V259L199 258V260H197V262L195 261V262H193V259L192 260H190L189 259V256H188V258L187 259H189V261H187L186 259H183V260H181V257H176L177 258V262H176V260L174 261V262H176L177 264H182L184 261L186 262V263H183V264H199V262H200V259L202 258V257H204V258H207V259H209L210 257H211V262H206V260L207 259H205L204 260V258H202V262L200 263V264H206V263H210V264H221L222 263V261H223V263L222 264H230L231 262H233V259H234V262H233V264H243L242 262H244V264H252V263H254V264H258L257 263V260L259 261L261 258L263 259L264 258V92H263V90H264V37H262V36H259L258 35V31H260L261 33L260 34H264L261 30V28H263V30H264V26H262L260 29L261 30H259L258 29V27H256L255 28V30H254V27H252V29L253 30H249V29H251V28H245ZM249 27V26H248ZM19 28V29H20ZM26 28H27V26H26ZM34 28V27H33ZM56 28V29H55ZM15 29V28H14ZM18 29V30H19ZM23 30H24V27L22 28ZM52 31H51V30ZM256 29H258V30H256ZM21 30V29H20ZM47 30V31H46ZM50 30V31H49ZM44 31H46V32H44ZM80 32H81V34H80ZM249 33V34H250ZM25 34V33H24ZM31 34H33V32L31 33ZM38 34H40V33H38ZM58 34H60L61 36L59 37V35ZM26 35V34H25ZM41 35V34H40ZM57 35V36H56ZM65 35H69V36H65ZM34 36L35 35H32L31 36V38L33 39L34 38ZM49 36H51L50 34H49ZM28 37H29V35H28ZM41 37H47V35H45V36H41ZM56 37H58V38H56ZM78 37H80L79 39H78ZM51 38V37H50ZM64 38H67L66 40H72V43L73 44H68L70 41H67L68 43H66V44H68V45H66L65 46V43H64V41L66 42V40H64ZM82 38V39H81ZM46 39H48V38H46ZM78 39V40H77ZM73 40H75V42L73 41ZM191 40V41H190ZM167 41V40H166ZM80 43V44H79ZM28 44V46L29 47H26V45H25V47H26V49L25 50H29L30 49V47H31V49H32V51H35V50H33V48H35V47H37V49L40 51V50H42V49H39L41 46H42V48H43V46H46V44H48V43H46V44H42V45H36L35 47L33 46V45H29V44H31L30 42L29 43H27ZM64 45V46H63ZM70 45V46H69ZM73 45V46H72ZM180 45V50H177L176 49V47L177 46H179ZM33 46V47H32ZM69 46V47H68ZM20 48H22V47H20ZM29 48V49H28ZM54 48V49H53ZM63 48V49H62ZM64 48H66L65 50H64ZM70 48V49H69ZM75 49V50H73V49ZM36 49V50H37ZM69 49V50H68ZM84 49H86V50H84ZM55 50H57V51H60V52H56L55 53ZM72 50V51H71ZM76 50H77V52H80V53H82L81 55H80V53L78 54H76ZM27 51H25V53H29V52H27ZM30 51V50H29ZM32 51H30V52H32ZM70 51H71V53H70ZM81 51H84V52H86V53H84V52H81ZM177 51V54H176V56H174L175 55V52ZM63 52H64V54H66L65 56L63 55ZM34 53H36V52H34ZM51 53V54H50ZM58 53V54H57ZM61 53H62V55H61ZM76 54V55H75ZM85 54V56H82V55H84ZM170 55L169 56V60H167L168 58V56L167 55ZM49 55H51V56H49ZM59 57V56H61L63 59H61L60 57V59L57 57V56ZM68 55V56H67ZM79 55V57H77L78 59H81L79 62H78V59H76V56H78ZM174 57H173V56ZM40 56V57H39ZM70 56H72V57H70ZM173 58H172V57ZM25 57V56H24ZM43 58V60H47V62H48V66H46V65H44V64H46L47 62H45V61H42V58ZM49 57H51V58H49ZM178 57V58H177ZM18 58H22V57H18ZM70 58H71V60H70ZM75 58V59H74ZM83 58H85V59H83ZM32 59V61L30 62V60ZM48 59H52V60H48ZM64 59H65V61H64ZM69 60L70 62H72V64L69 62V61H67L66 62V60ZM26 60V61H27ZM58 61V62H56V64L59 66H56V64H54L53 65V62L54 61ZM75 60V62H73ZM85 60L86 61H88V62H86L85 64L86 65H84V62H85ZM165 60V59H164ZM49 61H51V62H49ZM64 63H63V62ZM38 62H40V63H43V64H39ZM77 62V63H76ZM81 62V63H80ZM59 63V64H58ZM65 63H67L68 65H72V66H70L71 67V70H70V67L68 68L67 67V64H65ZM75 63H76V65L78 64L79 65V67L80 68H78V65L76 66L75 65ZM22 64V65H21ZM35 64H38L37 66H43L44 65V67L46 66V68L49 70V68H50V70H49V72L47 71V69H43V67H41L43 70H45V71H42L41 70V68H39V67H37ZM49 64H52V66L51 65H49ZM74 64V65H73ZM84 66H83V65ZM19 65H21V66H19ZM36 66V67H35ZM57 68H55V67ZM62 66V67H61ZM64 66H65V68H64ZM75 67V69H73V71H72V68H74ZM51 67H53L52 69H51ZM39 68V69H38ZM60 68V69H59ZM77 68L78 69H80L81 70V72L80 71H78L77 72ZM87 68H90V67H87ZM36 69H38L39 71H37L38 73H41V71H42V73L41 74H39V75H37L36 76V73H35V71L34 70H36ZM59 69V70H58ZM65 70L66 69V71H64L63 72V70ZM68 69V70H67ZM83 69V70H82ZM22 70V69H21ZM27 70H28V72H27ZM61 70V71H60ZM92 70V69H91ZM94 70V69H93ZM170 70H172V71H170ZM32 71V73L34 74H29V72H31ZM57 71V72H56ZM76 71V72H75ZM184 71V72H183ZM188 72V73H190V74H188V73H186V72ZM46 72H47V74H46ZM62 72V73H61ZM72 74H71V73ZM86 72L87 71H84L83 73L86 75ZM88 72H91V71H88ZM88 72H87V74H88ZM94 72H95V70H94ZM194 72H202V75H201V73H200V75H198V74H194ZM28 73V74H27ZM44 73V74H43ZM53 73H55L53 76H52V74ZM69 73V74H68ZM79 73H81L80 75H79ZM180 73V74H179ZM181 73L183 74V73H185L184 75H182L181 76ZM191 73H193L192 75H191ZM204 73V74H203ZM21 74H22V76H21ZM23 74H25V76H23ZM47 75V77H46V75ZM60 74V75H59ZM63 74V75H62ZM65 74V75H64ZM79 75L80 77H76V79H73L74 81H72V76L70 77V75ZM171 74V75H170ZM173 74V75H172ZM186 74H188V75H186ZM29 75V76H28ZM42 75V76H41ZM56 75V76H55ZM66 75H69V76H66ZM75 75V76H76ZM91 75V74H90ZM96 75V74H95ZM94 75V77L96 78V76ZM154 75V74H153ZM152 74H151V76L150 77H156V75H154L153 76ZM195 75V76H194ZM36 76V77H35ZM41 76V77H40ZM60 76V77H59ZM66 76V77H65ZM24 77H26L25 79H22V78H24ZM57 77V78H56ZM63 77H65V79H63ZM36 78H37V80L38 81H35L36 80ZM44 78V79H43ZM79 78H81L80 80H79ZM88 78V79H87ZM152 79V80H156V79ZM29 79H31V81H33V82H35L34 84H37V85H39L40 87H41V89H40V87L39 86H37V87H39V88H37L35 85L33 86V82L31 83V81H28ZM67 79V80H66ZM84 79H86V80H84ZM26 80H27V82H26ZM39 80H42L41 82L39 81ZM43 80H45V81H43ZM69 80H71V81H69ZM78 80V81H77ZM85 82H84V81ZM88 80V81H87ZM91 80H93L94 82H90ZM151 80V79H150ZM186 80V79H185ZM77 81V82H76ZM218 81V82H217ZM88 82V83H87ZM218 84H217V83ZM219 82L221 83V82H226V84L224 85V83H221V84H219ZM27 83H31V85H25V84H27ZM43 83H45V86H47V90H46V87H44V85L43 86H41L40 84H43ZM81 83H83L82 85H80ZM85 83V84H84ZM90 83V85H88ZM47 84H49V86H51V84H52V86H51V88H54V89H51L50 88V90H51V92H50V90H49V86L47 85ZM74 84V85H73ZM94 84V86H92ZM223 84V85H222ZM86 85H88V86H86ZM19 86H20V84H19ZM29 86V87H28ZM31 86V87H30ZM82 87L81 88V91H79L80 90V88L79 87ZM190 86V85H189ZM199 86H201V87H199ZM44 87V88H43ZM180 88H181V86H179ZM83 88H85V89H83ZM171 88V87H170ZM263 89V90H261V92L258 90H255V89ZM30 89V90H29ZM35 89H37V90H35ZM69 89V90H68ZM71 89V90H70ZM240 91H239V90ZM243 89V90H242ZM26 90H27V93L28 94H30L31 92V96H29L27 93H25L26 92ZM41 90H43L41 93H40V91ZM46 90V91H45ZM58 90H60L59 92L60 93H62V94H64V95H61V96H59V92L57 93V91ZM61 90H62V92H61ZM68 90V91H67ZM76 90H78V91H76ZM31 91V92H30ZM34 91H35V93H34ZM39 91V92H38ZM45 91V92H44ZM47 91H49L48 93L49 94H51L52 92H53V94H51V96L52 95H54L55 93H57V97H58V99H57V101H55V100H53V98H51V96L50 95H46L47 94ZM37 92V93H36ZM44 92V93H43ZM224 92V93H223ZM125 93H127V92H125ZM128 93H130V92H128ZM132 93V92H131ZM140 93H143V94H149V95H151L152 96V94L154 93L153 92V87H150V89H149V91H146V92H140ZM156 93V92H155ZM168 93V94H167ZM185 93H187V94H189V95H185ZM261 93V94H260ZM38 94H39V96H38ZM42 94H43V96L44 95H46L47 97L46 98H43V99H41L40 97L42 96ZM167 94V95H166ZM200 94H202L201 92H200ZM205 93L203 92V95H204ZM206 94H208L207 92H206ZM205 94V97L203 96V95H201V96H203L202 98H206V96H208V95H206ZM169 95V96H168ZM183 95H185V96H187V98H184L183 97ZM197 96L199 95V94H196ZM227 95V96H226ZM229 95V96H228ZM62 96H64L63 97V99H62ZM173 96H174V98H173ZM191 96V97H190ZM210 97L209 96V98H213V97ZM220 96V97H219ZM221 96H223V98L221 97ZM32 97H35L34 99L36 100V99H39L38 101H34L33 99H31ZM171 97V98H170ZM199 97V96H198ZM225 97V98H224ZM177 98V99H178ZM189 98V100H187ZM230 100L231 102L229 103V104H227L226 106H225V104L226 103H228V100ZM161 99H162V101H161ZM177 99H175L174 101H176ZM183 99H185V100H183ZM197 99V100H196ZM199 99V100H198ZM207 99V98H206ZM205 99V100H206ZM48 100H50L49 101V103L50 102H53V103H51L50 105H49V103H48ZM58 100H59V102H58ZM63 100H65V101H63ZM152 99L151 98H149V99H143L142 101H146V102H148L149 103V101H151ZM159 100V101H158ZM172 100V101H173ZM187 100V101H186ZM210 100V99H209ZM211 100H213V99H211ZM211 100H210V102H211ZM30 101L31 102H33L34 101V103H30ZM61 101H63L62 102V104L60 103ZM178 101V100H177ZM189 101V102H188ZM193 101V102H192ZM195 101V102H194ZM207 101H208V99H207ZM226 101V102H225ZM55 102H58V103H56V106H55ZM153 102V103H154ZM201 102H205V101H201ZM209 102V103H210ZM152 103V104H153ZM190 103H197L198 105L197 106H195V107H193L192 106V104L190 105ZM211 103H213V102H211ZM210 103V104H211ZM30 106H29V105ZM34 106H33V105ZM42 104H39V106H41ZM53 104V105H52ZM164 104H168V105H164ZM183 103H181L180 102V105L182 106V107H178V109H179V111H181L182 109L181 108H183V106L184 105H182ZM49 105V106H48ZM61 107H60V106ZM163 105H164V107H163ZM172 106L176 111V113L178 114L177 116L173 113V111L172 110H170V109H172V107L169 109V108H167L168 106ZM222 107H221V106ZM54 108H53V107ZM58 106V107H57ZM68 106V107H67ZM169 106V107H170ZM224 106V107H223ZM33 107V108H32ZM44 107H40V110H39V113H41V112H43L44 111ZM50 107H51V109H50ZM57 107V108H56ZM69 107H71V108H69ZM154 107V106H153ZM159 107V109H156V108H158ZM167 109H166V108ZM197 107V108H196ZM218 107V108H219ZM227 107V108H226ZM32 108V109H31ZM41 108H43V110H41ZM54 110H53V109ZM56 108V109H55ZM74 108V109H73ZM79 108V109H78ZM162 108H163V111H162ZM198 108H199V110H198ZM204 108V109H203ZM206 108V109H205ZM223 108H226V109H223ZM18 109H20V108H18ZM39 109V108H38ZM64 109H66V110H64ZM68 109H69V111L70 110H74V114H73V111H72V116H74L75 117V115L77 116L79 113L77 112V113H75V111H82V113L80 112V115L81 114H85L86 116H88V117H85L84 115H81L80 117H79V115L77 116V118H79V120L75 117V118H73V117H71V113L69 114V112H68ZM153 109V108H152ZM201 109V110H200ZM202 109H203V111H205L206 113H205V116L207 115V116H209V117H206V118H204L205 116H204V113H201V111H202ZM56 110V111H55ZM61 110H62V112H61ZM93 110H96V111H93ZM157 110V111H156ZM188 111L189 110V107H187V109H184V110H182V111ZM206 110H212V111H206ZM217 110V109H216ZM223 110L225 111V112H223ZM229 110V111H228ZM231 110V111H230ZM234 110V111H233ZM55 111V113H53ZM218 111V110H217ZM50 112L52 113V115L50 114ZM59 112V113H58ZM71 112V111H70ZM89 112H90V115H89ZM161 112L163 113V115H161ZM195 112H196V114H198V117H196L197 115H194L195 114ZM198 112V113H197ZM212 113V116H211V113ZM67 113V114H66ZM184 114L185 116H187V118L184 116V115H181V114ZM191 113H193V114H191ZM229 113V114H228ZM28 115L30 114V113H27ZM53 114H54V116L56 115V114H60V115H63V116H58V115H56L55 117H54V119L53 118H51V116H53ZM64 114H66V116L67 115H69V117L67 116V121H65V119H66V116L64 115ZM93 114V115H92ZM169 114H171V115H173L174 114V116L172 117L171 115H169ZM189 114V115H188ZM200 114L202 115V118L203 119H201V116H200ZM215 114H217V116H215ZM181 115V116H180ZM193 117H192V116ZM222 115L226 118V120H224V117H222ZM235 115V116H234ZM22 117V115L21 114H19L18 115V117ZM92 116H94L93 118H91ZM189 116V117H188ZM204 116V117H203ZM231 116H233V117H231ZM28 117H30V116H28ZM46 117V118H45ZM56 117H58V118H60L61 117V120L62 121H60V120H58L57 122H56ZM82 117H84V120H83V118ZM91 119H90V118ZM167 116L166 117H162L161 119H162V121L165 119V121L164 122H169V121H167V120H169V118H168ZM199 117H200V121H199ZM211 117H212V121H211ZM222 117V118H221ZM44 118V119H43ZM49 118H51V119H49ZM71 118H73L74 120H72ZM166 118H168V119H166ZM171 118H170V120H171ZM189 118V119H188ZM197 118V120H198V122H200V123H198L197 122V120H195ZM215 118H218L217 120H213V119H215ZM234 118V119H233ZM39 119L40 120H42V121H39ZM49 121H48V120ZM70 119H71V121H72V123H71V121H70ZM82 119V120H81ZM188 119V120H187ZM207 119H209L208 120V122H207ZM229 119H231V120H229ZM236 119V120H235ZM45 120H47V121H45ZM160 120V119H159ZM159 120H158V122H159ZM186 120V121H185ZM238 120V121H237ZM75 121V122H74ZM80 121V122H79ZM81 121H83V123L81 122ZM162 121H160L159 122V124H162ZM182 121V122H181ZM185 121V122H184ZM189 121V122H188ZM207 123H206V122ZM234 121H237V123H235ZM61 122H63V123H61ZM67 122V123H66ZM86 122V123H85ZM184 122V123H183ZM195 122V123H194ZM201 122H204V123H201ZM221 122V123H220ZM226 122V123H225ZM229 122V123H228ZM232 122V123H231ZM40 123V124H41ZM50 125H49V124ZM57 123H59V124H57ZM66 123V125L64 126V124ZM167 123H165V125H167V126H169ZM170 124H171V126L174 124L173 123V121H172V123L171 122H169ZM182 123V124H181ZM212 123V124H211ZM225 123V124H224ZM234 123V125H232ZM39 124V123H38ZM36 125V126H40V125ZM53 124V125H52ZM61 124V125H60ZM63 124V125H62ZM81 125V126H79V125ZM85 124V127H83V125ZM159 124H157V126L159 125ZM175 124V125H176ZM193 124H194V126H193ZM201 124V125H200ZM208 126H207V125ZM216 124H218V126H219V124L221 125V126H219V128L217 127V126H215ZM231 124V125H230ZM235 124H237V125H235ZM240 124V125H239ZM242 124V125H241ZM42 125V124H41ZM59 125V126H58ZM197 125H200L199 127L197 126ZM203 125V126H202ZM223 125L226 127L227 126V128H223ZM43 126V125H42ZM58 126V127H57ZM160 126H163V125H160ZM160 126H158V128L160 129ZM206 126V127H205ZM236 126V127H235ZM238 126V127H237ZM59 127H63V128H59ZM76 129H75V128ZM183 127H186V128H183ZM188 127H190V129L191 130H189L190 132H192V133H189V131L188 132H186V129H188ZM220 127H222V128H220ZM230 127H232V128H230ZM241 127L244 129V130H242V131H240L241 130ZM78 128V129H77ZM162 128H164V127H162ZM161 128V129H162ZM171 128H176V127H171ZM194 128V129H193ZM197 128H199V130L197 131ZM205 130H204V129ZM209 128V129H208ZM215 128V129H214ZM218 128V129H217ZM234 128L235 129H239L237 132H235L234 133V131H236V130H234ZM86 129V130H85ZM167 129L168 128H165V130L167 131ZM201 129V130H200ZM83 131V134H82V131ZM85 130V131H84ZM165 130H163L164 132H166ZM169 130H170V128H169ZM176 130H177V128H176ZM176 130H174L173 129V131H174V133H175V131ZM181 130H184V132L183 131H181ZM193 130V131H192ZM206 130H207V132H206ZM209 130H210V132H209ZM76 131H78V132H76ZM171 131V130H170ZM179 130H177L176 131V133L178 132ZM201 131V132H200ZM203 131H205V132H203ZM49 132H51V131H49ZM76 132V133H75ZM194 132H196V133H194ZM197 132H198V136L197 135H195V134H197ZM202 132L205 134V135H203L202 134ZM240 132H244L243 134L242 133H240ZM200 133L202 134V137H203V140H202V138H200L201 136H200ZM207 133H209V135L207 134ZM233 133V134H232ZM239 133L242 135H239ZM65 134H67V135H65ZM76 134V135H75ZM183 134H185V135H183ZM217 134V135H216ZM60 135H62L63 136V139L61 138V137H59ZM81 135V136H80ZM173 135V134H172ZM176 136H177V134H175ZM207 135V136H206ZM211 135H213V136H215V137H213V136H211ZM222 135V136H221ZM225 135V136H224ZM230 135V136H229ZM232 135V136H231ZM238 135V136H237ZM246 135V136H245ZM79 137V139H77L78 137ZM177 136V137H178ZM189 136H190V138H189ZM200 136V137H199ZM204 136H206V140H204L205 138H204ZM234 136H236V137H234ZM241 136V137H240ZM67 137L69 138V139H67ZM71 137V138H70ZM72 137H76V138H72ZM85 137V138H84ZM175 136H173V138H174ZM188 137V138H187ZM191 137H193V139L194 138H196V140H191ZM217 137H219V138H217ZM240 137V138H239ZM60 138V141L58 140ZM65 138V139H64ZM94 140H93V139ZM173 138H171V139H173ZM198 138H199V140H198ZM222 140H221V139ZM225 138V139H224ZM229 138V139H228ZM250 138V139H249ZM77 139V140H76ZM150 139V140H149ZM187 139H188V141H187ZM233 139V140H232ZM243 139V140H242ZM248 139V140H247ZM57 140H58V142H57ZM67 140L70 142V144H69V142H67ZM73 140V145H75V143L77 144V142H79V144H77V145H75L74 147L72 146V141ZM79 140V141H78ZM82 140V141H81ZM84 140V141H83ZM96 140V141H95ZM210 140V141H209ZM226 140V141H225ZM66 141V142H65ZM77 141V142H76ZM135 141V140H134ZM145 141H146V143H145ZM151 141V142H150ZM156 141V142H155ZM180 141V142H179ZM193 141V142H192ZM215 141V142H214ZM220 141V142H219ZM246 141V142H245ZM249 141V142H248ZM64 142V143H63ZM81 142H84L83 144H81ZM86 142V143H85ZM149 142V143H148ZM174 142H178L179 144H176V143H174ZM194 142H196V144H197V146H196V144L194 143ZM198 142H200L199 144H198ZM202 142H206V143H211L209 146H208V144H204V143H202ZM61 143H62V145H61ZM88 143V144H87ZM161 143H162V145H161ZM167 143V144H166ZM172 143V144H171ZM189 145V146H187V144ZM213 143V144H212ZM215 143H216V145H215ZM219 143V144H218ZM65 144V145H64ZM66 144H67V146H66ZM84 144H85V147H84ZM93 144V145H92ZM135 144V143H134ZM133 144V145H134ZM173 144H175V145H173ZM194 144V145H193ZM239 144V145H238ZM61 145V146H60ZM179 145V146H178ZM186 145V146H185ZM207 145V146H206ZM212 145H213V147L214 148H209V147H212ZM219 145V146H218ZM248 145H249V147H248ZM56 146V145H55ZM66 146V147H65ZM76 146H78L77 148H76ZM81 146V147H80ZM87 146V147H86ZM134 146H136V145H134ZM144 146V147H143ZM185 146V147H184ZM192 146H194V148L192 147ZM202 146H203V148H202ZM206 146V147H205ZM218 146V147H217ZM69 147H71V149H69ZM73 147V148H72ZM82 147H84V150H83V148ZM93 147V148H92ZM163 147V148H162ZM176 147V148H175ZM190 147V148H189ZM239 147V148H238ZM56 148H57V146H56ZM68 148V149H67ZM82 150H81V149ZM182 148V149H181ZM205 148H208V149H210V150H206ZM232 148V149H231ZM235 148H237L236 149V151H235ZM97 149V150H96ZM144 149V150H143ZM168 149V152H167V154L165 153V151ZM171 149V150H170ZM239 149V150H238ZM21 150V149H20ZM23 150V149H22ZM172 150L174 151V152H172ZM190 150H192V152L190 151ZM196 150V151H195ZM199 150V151H198ZM202 150H204V151H202ZM206 150V151H205ZM211 150H215V152H213V151H211ZM251 150V151H250ZM79 151H81L82 153L80 154V153H78ZM139 151V153H136V152H138ZM144 151V152H143ZM171 151V152H170ZM177 151V152H176ZM183 151V152H182ZM189 151V154H186V152H188ZM197 152L196 154H195V152ZM202 151V152H201ZM219 151H220V153H219ZM228 151H231V152H228ZM85 152H86V154H85ZM201 152V153H200ZM209 152V153H208ZM223 152H225V153H227V154H225V153H223ZM235 152V153H234ZM250 152V153H249ZM20 156L21 157H25V152H24V150H23V152L22 151H20ZM78 153V154H77ZM157 153V154H156ZM173 153V154H172ZM176 153V154H175ZM192 153V154H191ZM229 153H232V154H229ZM80 154V155H79ZM141 155V154H144L143 155V157H141V156H139V157H137L138 155ZM151 154V155H150ZM169 154V155H168ZM200 154V155H199ZM217 154H219V156H217ZM237 154H239V155H237ZM241 154H242V156H241ZM150 155V156H149ZM156 155V156H155ZM160 155H163V156H160ZM176 155V156H175ZM178 155V156H177ZM189 155H190V157H189ZM194 155V156H193ZM201 155H202V157H201ZM213 155V156H212ZM222 155H223V159H222ZM227 155V156H226ZM231 155V156H230ZM235 155V156H234ZM124 156V157H123ZM160 156V157H159ZM189 158H188V157ZM90 157V158H89ZM126 157H128L129 158V156L127 155V153H125V152H123L122 154H121V160H120V166L118 167V171L119 170H121V168H122V170L121 171H119V174L121 175V176H124V174H128L129 172H128V170H131V168H130V161H128V159L126 158ZM136 157V158H135ZM147 157V158H146ZM150 157V158H149ZM158 157V158H157ZM162 157V158H161ZM164 157V158H163ZM173 157V158H172ZM178 157H180V158H178ZM197 159H196V158ZM210 157V158H209ZM233 157V158H232ZM92 158H93V160H92ZM123 158H126L125 160L126 161H128L127 162V164L125 163V161H124V163L129 167V169H127V166L126 165H124V163H122V159ZM166 158V159H165ZM182 158H183V160H182ZM185 158H188V160H186ZM191 158V159H190ZM195 158V159H194ZM225 158H226V160H225ZM227 158H230V160L229 159H227ZM76 159V160H75ZM160 159V160H159ZM162 159V160H161ZM164 159V160H163ZM169 159V160H168ZM174 159V160H173ZM179 159V160H178ZM194 159V160H193ZM203 159V160H202ZM208 159V160H207ZM217 159H220V160H217ZM148 160V161H147ZM158 160V161H157ZM165 160H168V161H165ZM191 162H193V163H191L192 164V166H191V164L189 163L190 161ZM200 160V161H199ZM224 160H225V163H224ZM239 160V161H238ZM247 160V161H246ZM88 161V162H87ZM137 161H140V162H137ZM143 161V162H142ZM157 161V162H156ZM180 161V162H179ZM183 161V162H182ZM186 161H188V162H186ZM204 162V165L202 164V162ZM243 161V162H242ZM90 162V163H89ZM162 162V163H161ZM182 162V163H181ZM200 162V163H199ZM209 162V163H208ZM236 164H235V163ZM152 163V164H151ZM165 163H166V166L168 167V166H170V168L168 167H166L165 166ZM168 163L170 164V165H168ZM181 163V164H180ZM199 163V164H198ZM206 163V164H205ZM207 163H208V165H207ZM109 164V163H108ZM122 164V165H121ZM154 164V165H153ZM161 164H164V165H162V166H164L165 167V169H163L164 167H162V166H160ZM174 164V165H173ZM188 166V167H186V165ZM198 164V165H197ZM211 164V165H210ZM202 165V166H201ZM87 166V167H86ZM121 166H123V167H121ZM176 166V167H175ZM86 167V168H85ZM110 167V166H109ZM124 167H126V169H127V172L126 173H121L122 171H125V170H123V168ZM183 167H186V168H188V169H186L185 170V168H183ZM190 167V168H189ZM197 167V168H196ZM106 168L108 169V166H106ZM145 168L143 169V170H145ZM172 168H173V170H172ZM176 168V170H174ZM192 168V169H191ZM208 168H210V169H207ZM109 169H111V167L109 168ZM156 169V170H155ZM162 171H161V170ZM180 169V170H179ZM183 169V170H182ZM199 169V170H198ZM204 169V170H203ZM248 169V170H247ZM83 170V171H84ZM142 170V169H141ZM142 170V171H143ZM159 170V171H158ZM172 170V171H171ZM192 170V171H191ZM219 170V171H218ZM146 171V170H145ZM161 171V172H160ZM171 171V172H170ZM158 172V173H157ZM160 172V173H159ZM162 172H164L165 173V175H167L168 174V176L170 177H168V176H164L163 178L164 179H162V176L164 175V174H161ZM167 172V173H166ZM184 172V173H183ZM192 172V173H191ZM195 172V173H194ZM210 173V174H209ZM240 173V174H239ZM83 174H85V172L83 173ZM143 174H145L144 172H143ZM192 174H194V175H192ZM155 175V176H154ZM162 175V176H161ZM185 175V176H184ZM211 175V176H210ZM216 175V176H215ZM218 175H219V177H218ZM160 176H161V178H160ZM203 176H205L204 178H203ZM166 177H168L167 178V180H165L166 179ZM189 178V179H188ZM206 178V179H205ZM217 178H219L218 180H217ZM140 179V180H139ZM143 179V178H142ZM158 179H160L161 180V182H160V180H158ZM178 179V180H177ZM191 179V180H190ZM197 179V180H196ZM205 179V180H204ZM164 180V184H162V181ZM171 180H173L172 182H171ZM202 180V181H201ZM195 181V182H194ZM198 181V182H197ZM201 181V182H200ZM186 182V183H185ZM190 182H192V183H190ZM195 183V185H194V183ZM201 184H200V183ZM248 182V183H247ZM253 183V185H252V183ZM136 183V184H135ZM198 183L200 184V185H198ZM218 183V185H216ZM245 183H247V184H245ZM133 184H135L134 185V187H131ZM171 185L170 187H169V185ZM181 184V185H180ZM191 184V185H190ZM206 184V185H205ZM111 185V186H110ZM154 185V186H153ZM159 185V186H158ZM165 186V185H167V187L165 186V187H163V186ZM182 185H184V186H182ZM203 185V186H202ZM105 186H107V188L105 187ZM124 186H128L127 188H124ZM180 186V187H179ZM189 188V189H191V190H189L187 187ZM193 186V187H192ZM216 186V187H215ZM254 186H255V188H254ZM146 187V188H145ZM154 187H157L156 188V190L157 189H159V190H161V192H163V193H161L159 190L156 192V190H155V188ZM163 189H166V188H169V189H166V190H162L161 188ZM181 187H183V188H181ZM196 187V188H195ZM202 187V188H201ZM113 188V190H114V188L116 189V190H114L113 192H112V189ZM122 189V191H121V189ZM152 188H154V189H152ZM180 188V189H179ZM198 188H199V190H198ZM231 188V189H230ZM182 189H184L183 191H182ZM196 189V190H195ZM203 191H202V190ZM255 189V190H254ZM118 190H120L119 192H118ZM136 190V192H138L137 191V189H135ZM154 190V192H156V193H152V191ZM169 190V191H168ZM172 190V191H171ZM214 190V191H213ZM238 190V191H237ZM98 191V192H99ZM164 191H165V193H164ZM185 191V192H184ZM192 191V192H191ZM197 191H198V193H197ZM212 191L214 192V193H212ZM230 191H231V193H230ZM256 193H255V192ZM129 192H131L130 194H132V196L130 195V194H128ZM133 192H134V190H133ZM161 193L160 195L158 194V193ZM171 192V193H170ZM182 194H181V193ZM202 192V193H201ZM237 192V193H236ZM113 193V194H112ZM115 193H117V194H115ZM123 193V194H122ZM150 193H152V194H150ZM169 193V194H168ZM193 193H195V194H193ZM201 193V194H200ZM245 195H244V194ZM252 193V194H251ZM120 194H122V195H120ZM125 194H127V195H125ZM155 194H157V195H155ZM163 194V195H162ZM196 194H198V195H201V196H198V195H196ZM203 194V195H202ZM232 194V195H231ZM117 195V196H118ZM124 195H125V197H124ZM128 195H130L132 198L131 199H129V197L130 196H128ZM136 195V194H135ZM164 196V195H167V198H169V199H167V200H164L165 202H167L166 204H162L161 203V200L159 201V198L161 199V197H159V196ZM168 195H170L169 197H168ZM187 195L189 196L188 198H187ZM252 195H254L253 197H252ZM174 196V197H173ZM190 196H192V198L190 197ZM197 196V197H196ZM151 197H155L154 199L153 198H151ZM182 197H183V199H182ZM238 197V198H237ZM142 198H144V199H142ZM150 198H151V200H150ZM164 198H166V196H164ZM189 198H190V200H189ZM229 198V199H228ZM237 198V200H235ZM186 199V200H185ZM188 199V200H187ZM239 199V200H238ZM251 199V200H250ZM143 200V201H142ZM150 200V201H149ZM197 200V201H196ZM254 200V201H253ZM152 201H154V203L153 204H151L152 203ZM160 202L162 205H160V203H158L159 205H156V203L157 202ZM162 201H163V199H162ZM164 201H163V203H164ZM178 201V203H176ZM231 201V202H230ZM234 201H236V202H234ZM250 201V202H249ZM255 201H256V203H255ZM259 201V202H258ZM111 202H113L114 204H112ZM122 202V203H121ZM127 202V203H126ZM139 202L141 203V204H139ZM180 202V203H179ZM233 202V203H232ZM249 202V203H248ZM106 203V202H105ZM145 203H147L146 205H145ZM169 203H170V206L168 207L167 205H169ZM183 203V204H182ZM257 203H259V205L257 204ZM115 204H116V206H115ZM118 204V205H117ZM139 206H138V205ZM148 204L150 205H153V207H154V209H152L153 207L152 206H149L150 208H147V209H149V210H147L146 208H144L145 206L147 207L148 206ZM212 204H214V205H212ZM228 204V205H227ZM249 204V205H248ZM252 204V205H251ZM129 205V206H128ZM142 205V206H141ZM145 205V206H144ZM210 205H211V207H210ZM253 205L255 206L254 208H252L253 207ZM104 206V205H103ZM159 206V207H158ZM163 206V208H161ZM166 206H167V208H166ZM193 206V207H192ZM204 208H203V207ZM209 206V207H208ZM105 207H100L102 210L103 209H106ZM156 207H158V208H156ZM214 207H215V209H217V210H214ZM237 207V208H236ZM259 207V209L257 210V208ZM135 208H137V209H135ZM159 208H161L160 209V211L158 210ZM174 208V209H173ZM182 208H184V209H182ZM186 208H187V210H186ZM191 208V209H190ZM248 208H250V209H248ZM252 208V209H251ZM144 209V210H143ZM165 209H169V211L168 212H166V210ZM178 209V210H177ZM193 209V210H192ZM224 209H226V210H224ZM227 209H228V211H227ZM98 211H99V209H97ZM150 210H154L153 211V213L155 212V211H158V212H155V214H154V217H155V219L157 218V220L155 221L154 220V218L152 217V215H153V213H152V211H150ZM174 210H176V211H174ZM188 210H189V213H188ZM201 210V211H200ZM219 210V211H218ZM229 210H230V212H229ZM252 211L253 213H254V215H253V213L252 212H250V211ZM255 212H254V211ZM257 210V211H256ZM101 211V210H100ZM143 211V212H142ZM148 211V212H147ZM163 211V212H162ZM172 212V214H171V212ZM177 211H179V213L177 212ZM183 211H184V213H185V215H187V216H184V213H183ZM222 211V212H221ZM232 211H234V212H232ZM250 212L249 214H248V212ZM261 211H263V212H261ZM138 212V213H137ZM150 212V213H149ZM175 212L176 213H178V215H177V217L179 218V220H182V222L180 223L179 221H178V218L176 217V214H175ZM199 212V213H198ZM211 212H212V214H211ZM215 212V213H214ZM256 212H257V214H256ZM96 213V212H95ZM98 213V212H97ZM149 213V214H148ZM152 213V214H151ZM157 213H159V214H157ZM162 213V214H161ZM164 213V214H163ZM174 213V214H173ZM180 213H182L183 214V216L180 214ZM212 215V216H210L209 217V215L210 214ZM259 213V214H258ZM157 214V215H156ZM166 214V215H165ZM198 214V215H197ZM200 214V215H199ZM206 214V215H205ZM218 214H219V217H220V219H219V217H217L218 216ZM221 214V215H220ZM224 214V215H223ZM229 214H230V216H229ZM248 214V215H247ZM256 214V215H255ZM101 215H103L104 216V214H101ZM151 215V216H150ZM162 217H161V216ZM170 215V216H169ZM173 215H175L174 216V219L175 218H177L176 220L178 221H173V222H171L173 219ZM228 217H227V216ZM233 215V216H232ZM245 215V216H244ZM158 216H159V218H158ZM167 216H169V217H167ZM215 216V217H214ZM223 216V217H222ZM235 216H238V217H235ZM240 216V217H239ZM152 217V218H151ZM169 218V220L167 219H162V218ZM184 217V218H183ZM186 217V218H185ZM190 219H189V218ZM212 217H214V218H212ZM231 218V220L230 219H228V218ZM244 217H246V218H244ZM248 217H251L250 218V220H249V218ZM211 218V219H210ZM215 218H217V219H215ZM223 218H225L224 220H221V219H223ZM234 218H237V220H239V222L236 220V219H234ZM149 219V220H148ZM160 219H162V220H160ZM172 219V220H171ZM186 219H188V222H187V220ZM210 219V220H209ZM226 219L228 220V221H226ZM245 219V220H244ZM165 220V221H164ZM171 220V221H170ZM190 220V221H189ZM218 220V221H217ZM221 220V221H220ZM257 221V222H255V221ZM158 221V222H157ZM161 221V222H160ZM211 221V222H210ZM215 221H217V222H215ZM231 221H233L232 223H231ZM236 221V222H235ZM215 222V223H214ZM218 222H220L219 224H218ZM222 222V223H221ZM226 222V223H225ZM247 222H248V224H247ZM260 222V223H259ZM149 223V222H148ZM163 223H165V224H163ZM174 223V224H173ZM177 223H180V225H182L183 223H184V225H186L187 224V226H184V229H182V227H179V224H177ZM186 223V224H185ZM189 223V224H188ZM228 223V224H227ZM234 223V224H233ZM239 223V224H238ZM192 224L194 225V226H192ZM210 224H212V225H210ZM216 224H218V225H216ZM227 224V225H226ZM246 224V225H245ZM259 224V225H258ZM161 225V226H160ZM163 225V226H162ZM178 225V226H177ZM188 225H190V227L188 226ZM201 225V226H200ZM213 225L214 226H216V227H213ZM220 225H221V227H220ZM222 225H223V228H222ZM229 225H231V226H229ZM235 225V226H234ZM239 225H241V226H239ZM209 228H208V227ZM219 226V227H218ZM169 227H167V228H169ZM186 227V228H185ZM194 227V228H193ZM208 228V229H207ZM211 228H213V229H211ZM228 229V231H227V229ZM231 228V231L232 232H230V229ZM239 228V229H238ZM170 229V228H169ZM181 229V230H180ZM162 230H164L163 232H165V234L162 232ZM212 230H214V231H212ZM216 230V231H215ZM218 230V231H217ZM219 230H220V232H219ZM226 230V231H225ZM246 230V231H245ZM181 231V232H180ZM184 233H183V232ZM204 232V234H203V232ZM209 231V232H208ZM245 231V232H244ZM172 232V231H171ZM186 232V233H185ZM224 232V233H223ZM228 232H230L229 234L230 235H228ZM162 233V234H161ZM166 233L168 234V235H166ZM209 233V234H208ZM220 233H222V235L220 234ZM234 233H236L235 235H234ZM160 234V235H159ZM187 234V235H186ZM203 234V235H202ZM213 234V235H212ZM225 234H227V235H225ZM168 236L167 238H168V240H166V239H164V241H162L163 240V238H164V236ZM207 235H209L208 237H207ZM219 235H220V237H219ZM232 235V236H231ZM233 235L235 236V237H233ZM158 236V237H157ZM160 236H162V237H160ZM172 236V237H171ZM183 236V237H182ZM224 236H226V237H224ZM239 238H238V237ZM156 237L158 238V239H156ZM170 237V238H169ZM192 237V236H191ZM203 237V238H202ZM205 237H207V239L205 238ZM215 237V238H214ZM229 237H231V239L229 238ZM233 237V238H232ZM255 237V238H254ZM258 237H260V238H258ZM162 239V240H160V239ZM166 238V237H165ZM256 238H258V239H256ZM156 239V240H155ZM180 239L181 240H184L183 242H179L180 241ZM193 239H190V240H193ZM216 239V240H215ZM236 239H237V241H236ZM188 240V239H187ZM189 240V241H190ZM222 240H224V241H222ZM259 240V241H258ZM254 241V242H253ZM263 241V242H262ZM208 243V245L210 246V245H214V244H211V243ZM213 242V243H214ZM233 242V243H232ZM233 244V246H232V244ZM236 243V244H235ZM245 243H248V244H246L245 245ZM254 243H258V244H254ZM259 243H260V245H259ZM168 244V243H167ZM180 244H182L183 246H182V248H185V249H183V250H181L180 249V253H178V248H180L178 245H180ZM215 244V245H216ZM227 244H229L230 246H228ZM263 244V245H262ZM154 245H152L153 247H155ZM181 246V245H180ZM206 246H207V244H206ZM217 246V245H216ZM217 246V247H218ZM228 246V247H227ZM249 246V247H248ZM257 246V247H256ZM151 247V246H150ZM173 247V248H172ZM217 247H215V248H217ZM235 247V248H234ZM239 247H241V248H243L241 251L240 250H238V249H241V248H239ZM248 247V248H247ZM186 248H188V249H190V250H188V251H186ZM219 248V247H218ZM232 248V249H231ZM247 249V250H244V249ZM253 248H257L256 250H255V252H253ZM204 249V250H203ZM220 249L222 250V248L220 247ZM234 249V250H233ZM250 249V250H249ZM176 251V253H175V251ZM237 250V251H236ZM263 250V251H262ZM174 251V252H173ZM183 251V252H182ZM233 251V252H232ZM246 251V252H245ZM248 251V252H247ZM249 251H251V252H249ZM165 252V250L163 251V253ZM181 252H182V254H181ZM186 252H188V253H186ZM230 252V253H229ZM232 252V253H231ZM238 252L241 254V253H243V254H238ZM167 253V252H166ZM184 253V254H183ZM233 253H235L234 255H233ZM170 254V253H169ZM177 254V255H176ZM191 254V253H190ZM246 254V255H245ZM163 255V254H162ZM165 255V254H164ZM173 255V256H174ZM225 255H226V257L228 256V258H231V260L230 259H228L227 260V258L225 257ZM231 255V256H230ZM166 256V258H164V256H163V260H164V262H163V260L161 261V260H158V262L156 261V259H154L153 261L150 259L149 261L151 262V264H155V261H156V263L157 264H159V262H162V264H167V260L169 259V255H165ZM167 256H169L168 257V259H167ZM175 256H174V258H175ZM191 257L193 256V255H190ZM195 256V255H194ZM199 256V257H198ZM220 256V258L222 259H220L221 261H219V257ZM222 256H224V257H222ZM233 256V257H232ZM244 256V258H242ZM248 256L250 257V258H248ZM171 257H172V255H171ZM252 257V258H251ZM173 258V259H174ZM175 258V259H176ZM224 258V259H223ZM239 258V259H238ZM246 258H248V260L245 262L244 260L246 259ZM179 259V260H178ZM242 259H244L243 261H242ZM255 259H257V260H255ZM196 260V259H195ZM213 260H216V261H213ZM249 260H253V262L252 261H250V263H249ZM255 261V262H254ZM148 262V261H147ZM154 262V263H153ZM169 262H172V260L170 259V261ZM169 262H168V264H169ZM206 262V263H205ZM214 262V263H213ZM147 264V263H146ZM148 264H150V263H148ZM170 264H173V262L172 263H170ZM175 264V263H174ZM232 264V263H231Z\"/></svg>",
  "mask_w": 264,
  "mask_h": 264
}]
</instances>
